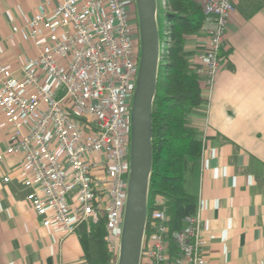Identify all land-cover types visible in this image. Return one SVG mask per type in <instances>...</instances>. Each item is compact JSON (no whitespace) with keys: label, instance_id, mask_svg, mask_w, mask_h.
<instances>
[{"label":"built area","instance_id":"built-area-1","mask_svg":"<svg viewBox=\"0 0 264 264\" xmlns=\"http://www.w3.org/2000/svg\"><path fill=\"white\" fill-rule=\"evenodd\" d=\"M207 16L205 49L191 59L209 96L227 49L233 0H198ZM134 0L42 2L9 37L32 41L13 69L0 58V110L21 154L28 206L62 238L105 217L117 263L127 196L130 111L140 63ZM18 74V75H17ZM3 156L0 154V161ZM9 176H3L5 182ZM157 196L148 210L139 264H209L200 205L168 237L170 216Z\"/></svg>","mask_w":264,"mask_h":264},{"label":"crops","instance_id":"crops-1","mask_svg":"<svg viewBox=\"0 0 264 264\" xmlns=\"http://www.w3.org/2000/svg\"><path fill=\"white\" fill-rule=\"evenodd\" d=\"M44 1L0 0V58L13 69L37 48L10 38L12 27ZM233 4L222 67L209 96L202 95L205 108L188 115L204 146L187 187L200 205L208 263L264 264V0ZM206 40L204 31L187 36L185 58H195ZM13 140L0 110V264H87L80 228L62 238L28 206L22 155L6 153Z\"/></svg>","mask_w":264,"mask_h":264},{"label":"trees","instance_id":"trees-1","mask_svg":"<svg viewBox=\"0 0 264 264\" xmlns=\"http://www.w3.org/2000/svg\"><path fill=\"white\" fill-rule=\"evenodd\" d=\"M157 22L159 57L156 89L152 99V165L148 181V210L157 196L170 216L168 237L181 229L183 219L194 213L196 194L187 182L203 150L199 130L188 115L204 109L199 75L184 56L187 36L203 28L207 16L198 0H163ZM79 239L87 264H117L106 246L105 217L89 228L80 227Z\"/></svg>","mask_w":264,"mask_h":264},{"label":"water","instance_id":"water-1","mask_svg":"<svg viewBox=\"0 0 264 264\" xmlns=\"http://www.w3.org/2000/svg\"><path fill=\"white\" fill-rule=\"evenodd\" d=\"M134 1L138 13L140 63L130 111L127 196L117 264H139L152 165V99L159 57L156 0Z\"/></svg>","mask_w":264,"mask_h":264},{"label":"rangeland","instance_id":"rangeland-1","mask_svg":"<svg viewBox=\"0 0 264 264\" xmlns=\"http://www.w3.org/2000/svg\"><path fill=\"white\" fill-rule=\"evenodd\" d=\"M162 3H163V0H156V5H157V8H156V21L157 22H160L159 9L162 6ZM129 7H130V9H132L135 12L136 20L138 21V13H137V10H136V3H135V1ZM200 32H202V31H200ZM129 140H130V135H129ZM187 188H188V190L191 189L190 187H187Z\"/></svg>","mask_w":264,"mask_h":264}]
</instances>
